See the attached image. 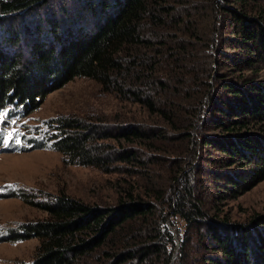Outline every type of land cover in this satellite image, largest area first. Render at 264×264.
I'll use <instances>...</instances> for the list:
<instances>
[{"label":"trees","instance_id":"obj_1","mask_svg":"<svg viewBox=\"0 0 264 264\" xmlns=\"http://www.w3.org/2000/svg\"><path fill=\"white\" fill-rule=\"evenodd\" d=\"M45 1L0 0V108L34 109L83 76L143 115L111 124L60 120L51 145L66 160L131 180L120 178L126 186L110 203L64 192L40 201L44 218L12 236L38 238L30 264H264V215L235 223L217 208L264 178V0H203L202 8L200 0H87L91 31L62 36L53 23L55 43L32 39L18 18L43 10L50 24ZM14 11L12 28L3 16ZM20 40L27 54L13 49ZM194 130V141L220 153L205 154L206 168L189 158L198 154ZM176 138L182 151L165 147ZM199 175L212 176L210 193L202 194ZM169 216L184 221L176 261Z\"/></svg>","mask_w":264,"mask_h":264},{"label":"rangeland","instance_id":"obj_2","mask_svg":"<svg viewBox=\"0 0 264 264\" xmlns=\"http://www.w3.org/2000/svg\"><path fill=\"white\" fill-rule=\"evenodd\" d=\"M86 1L46 0L40 9L45 6L46 11L52 16L53 22L50 24L44 23L42 18L46 13L43 10L39 11L40 14L23 13L18 18L26 28H29L30 37L32 36L35 41L54 42L52 35L47 31L49 27L54 28L53 23L56 24V32L62 36H65L67 31L73 33L91 31L93 18L85 10ZM219 1L233 3L231 0ZM93 3L97 6L96 0H93ZM259 4L264 6L263 2ZM201 5L206 6V2L200 0V8ZM63 7L72 13L65 16L68 13L65 12L66 14L62 15L59 10ZM16 12L3 16L6 25L12 24V28L16 25L13 20L15 16L12 17ZM57 12L59 13L56 14ZM38 16L41 18L39 21ZM219 20L218 30L214 35L215 46L217 38L223 32V20L221 17ZM37 30L42 33L36 34ZM226 31H229L228 27ZM32 39L30 41H33ZM23 46L24 42L20 40L14 44L13 49L27 54ZM17 107L18 110L15 105L9 104L0 108V264H30L35 255L38 238L31 236L22 239L12 236L23 232L28 222L44 218L46 211L38 205L40 201L64 192L89 203H110L116 201L119 186H126L125 181L120 178L131 180V175L124 172L104 171L97 166L66 160V156L51 145L54 135L60 131V120L79 119L111 124L125 120L129 114L139 118L143 115L136 104L119 99L115 92L105 90L94 79L83 76H77L49 91L43 99L38 100V105L34 109L24 111L21 106ZM9 133L12 134L11 137ZM196 136L197 132L194 130V137ZM195 139L198 137L193 138L191 144L198 154L196 156L191 154L189 158L206 168L207 161H202L205 154L210 151L211 158H219L220 153L211 146L203 147V143L194 141ZM37 143H41L43 147H35ZM165 145L169 150L182 151L185 142L176 138ZM165 155L167 156V153ZM157 172L165 175L164 168ZM196 178L198 187L202 184L200 190L203 195L213 190L214 182L211 175H199ZM217 206L221 210V215L226 216L231 222L252 223L254 216L264 215V178L235 198L220 199ZM166 224L174 235L172 260L176 261L181 237L184 234V221L169 216Z\"/></svg>","mask_w":264,"mask_h":264},{"label":"snow or ice","instance_id":"obj_3","mask_svg":"<svg viewBox=\"0 0 264 264\" xmlns=\"http://www.w3.org/2000/svg\"><path fill=\"white\" fill-rule=\"evenodd\" d=\"M11 135H12V134H11V133H9V137H11Z\"/></svg>","mask_w":264,"mask_h":264},{"label":"water","instance_id":"obj_4","mask_svg":"<svg viewBox=\"0 0 264 264\" xmlns=\"http://www.w3.org/2000/svg\"><path fill=\"white\" fill-rule=\"evenodd\" d=\"M176 244L178 245V244H179V242H176Z\"/></svg>","mask_w":264,"mask_h":264}]
</instances>
